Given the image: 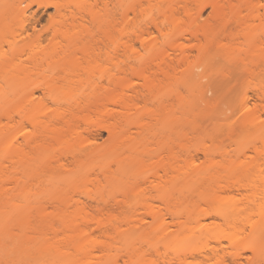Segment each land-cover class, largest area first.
I'll use <instances>...</instances> for the list:
<instances>
[{
  "label": "rangeland",
  "instance_id": "1",
  "mask_svg": "<svg viewBox=\"0 0 264 264\" xmlns=\"http://www.w3.org/2000/svg\"><path fill=\"white\" fill-rule=\"evenodd\" d=\"M6 1L21 8L25 15H20L19 19L9 15L7 16L8 25L5 23L0 26V136L2 137L0 139V186L6 188V191L0 194V211L16 212L17 217L33 207L34 216L44 223L46 222L44 216L50 218L54 216L47 215L43 211V206L51 209L56 205H68L71 210H74L84 205H104L105 203L102 202L106 200L111 204L115 200H123L125 202L124 216L127 215V219L126 222L121 223L120 231L117 230L119 234L114 233L116 234L114 240H109L102 235L103 231H93V235L99 241L94 253L99 257H95L92 264L94 262L97 264H169L171 261H173L172 264H187V261L191 264H249L248 258L253 256V251L246 250V248L244 251V247L255 244V241H252L255 234L257 233L259 237L260 232L264 229V170H261L264 169V159H262L264 156L257 155L253 150L255 146L253 141L257 138L260 141L255 144L260 151L264 150V112L259 113L260 118H257L254 123L256 128L252 129L250 126L254 125L247 123L252 117V108L255 103H264L257 95L261 94L260 91L264 89L263 11L260 12L261 17H256L246 7H228L231 2L237 4V1L234 0H216L226 6L218 11L211 8L212 0H189L187 3L193 10L188 12L182 9L180 11L170 9L164 11V9L156 8L161 5L163 0H136L140 12L137 11L135 14L132 11L133 5L136 4H133L135 0H122L119 9L116 10L119 11L117 16L120 17V13L127 16L125 21L122 18L119 19L122 23L118 22L119 25L117 29L115 28L114 33L117 38L121 36L125 41L130 40L134 49L129 50L126 55L122 51L118 53L112 52L110 49L102 51L103 53L108 51L111 55L118 56L120 60L136 67L139 66L140 60H147L151 56V51H154V56L161 54L166 60L171 61L170 80L160 74V65H157L158 68H155L156 65H152L153 69L158 70H152V72L158 74L159 80L156 91L153 92L154 101L152 104L149 103V108L156 109L159 108L158 106L172 105L170 107L173 108V116L166 118V123H158L156 119H151V123L145 130V137L148 139L147 145L151 151L167 157L170 153L169 148L172 147L184 158L187 156L191 158L192 155L196 163H192V158L178 163L183 165L186 171L182 181H178L177 173H173L166 182L164 181L166 178L157 181L156 189H147V186L139 178L140 175H144L145 172L156 166L157 158L145 157L144 161H132L130 148L119 154L109 152L85 159L81 172L74 177H68L67 168L71 167L72 155L77 154L87 145L86 140L89 141L87 137L98 144L109 142L110 135L106 130H99L98 135L96 134L94 137L95 133L91 136L87 129H91L90 132L93 133V127L91 128L90 125L87 127L88 124H82V122L77 125L78 129L75 131L77 135L74 134L75 132L73 133L72 142L64 143L61 147L62 151L65 150L64 155L59 151L63 155L62 162L65 167H61L54 161L53 156L55 155L53 154H59L54 150H58L60 145L55 141L53 132L48 140H43L41 136L42 140L39 145L34 146L33 149L24 144V139L32 133L34 134V128L22 119L21 114L29 111L31 105L37 106L35 114L41 116L40 120L47 121H44L45 125L46 123L51 124L49 117L43 115V112L47 107H50V110L48 109L46 112L53 116L58 105L52 102V99L47 98L46 89L40 87L43 82L41 73H55V68L59 64L50 60L49 63H44L46 68L50 66L49 69L34 71L31 75L29 74L30 77L26 78L24 75L13 72L11 61H8L10 64L7 63L6 58L16 54L15 65L32 67L31 58L33 56L51 50L50 41L55 37L52 26L60 19V15L56 8L49 5L47 7L40 6L33 0H25L23 3L21 0H0V6H3ZM167 1L174 2L173 5L178 3L185 5L186 2L185 0ZM59 2L63 5L62 12L66 15L78 9V0H59ZM21 21L27 24L26 31L20 29ZM203 28L206 37L201 31ZM97 30L99 32L95 29L97 33L94 32V34L98 36H92V34V37L106 38L105 32ZM193 30L201 31L203 36L200 32V37H194L191 33ZM152 45L155 47L150 50ZM255 46L260 48L256 47L260 54L256 50L259 55L257 56L259 63L255 60L256 67L260 66V69L257 70L258 67L256 69L258 72L256 71L257 73L255 72L253 75L246 72L250 68L243 66V62H245L243 59L245 57L244 60L254 61L247 58L246 54L250 51V47L255 49ZM245 50L248 52L243 53ZM104 60L101 58L99 64L91 63L89 65L91 70L87 76L88 82L81 84L76 82V84L60 88L61 85L58 88L55 86L54 96L62 100H71L76 95L80 97L83 92H88L90 84H107L108 77L112 74H119V72L116 66H113L111 62L105 63ZM248 63L245 64L248 65ZM124 67L129 68L128 65ZM244 68L245 71H243ZM227 74L233 77L229 76V79ZM134 80L140 84L144 83L142 80ZM229 83L232 87L230 85L228 87ZM224 84L227 86L226 89H224ZM223 89L229 90L226 93ZM180 95L184 97L186 103V137L183 151L175 142L176 121L180 116L178 110ZM247 95L250 98H247ZM206 104L209 109L204 108L207 107ZM52 113L53 115H51ZM199 113L203 114L200 117L205 115L204 119L197 118L196 114ZM133 115L131 118L136 117ZM93 118L94 122L91 121L92 123L99 121L97 120L98 116ZM148 121L150 120L148 119ZM190 123L192 126L189 127ZM163 125H166L165 130H162ZM240 125H247V127L243 128ZM131 128L134 132L141 131L134 124L131 125ZM141 142L143 141L139 140V143ZM21 151L30 155L23 157ZM60 154L57 156H61ZM209 155L213 159V163L214 161L224 163L208 165L207 156ZM238 157H241V161L250 163L243 167L249 172L245 171L244 174L237 177L215 176L212 182L216 183L207 182L208 185L218 183L221 186L228 185L229 187L223 186L222 188H226L224 192L223 189L220 190L221 187L219 188L218 184L217 187L214 185L216 189L214 187L213 189L217 190L218 194L220 192V195L208 200L209 202L202 200L199 195L208 191L205 182L206 173H214V170L207 172L203 170L216 169L218 172H215V175H217L222 173L226 167L231 168L232 165H228L231 163L229 161H235ZM225 163L227 164L225 165ZM174 164L177 165V162ZM192 164L196 166L189 168L191 166L188 165ZM260 164H262L261 167ZM112 171L115 173H110ZM96 175L99 176L100 184L97 183L96 186H93L89 179ZM88 180L89 182H87ZM204 183L207 188L203 185ZM240 186L247 190L241 189ZM180 192H183L188 197L187 199L198 200L199 206H183V204L177 203L174 198ZM159 196H172L170 198L171 201L173 200L172 209L175 206L182 209L183 216H179V218L172 216L166 208L167 202H163L167 197L161 200L157 198ZM249 199H253L257 206L253 203L244 208L248 205ZM233 201L241 206H235ZM145 202L152 204L153 210L146 204L144 207L149 209H145L142 206ZM207 213L211 215L207 217ZM220 215L224 217H220ZM91 226L94 227L97 224H91ZM108 240L112 244L110 248L114 247L113 249L109 248V251L108 244L105 243ZM258 241L256 248L262 258L264 256V239L260 237ZM128 248L130 251L127 250ZM132 249L136 251L133 252V256L129 254L131 258L128 253H131ZM110 250L115 255L113 258H118L116 261L112 258L110 262L105 258L106 253L109 254ZM237 250L238 253L242 251L244 257L234 259L236 262L230 256L237 254ZM140 251H145L144 257L139 255L142 254ZM229 252H232L231 255ZM223 253L226 254V258L222 262L217 258H220L218 256ZM120 254L122 255L120 256ZM59 259L58 255L45 256L31 264H53ZM263 259H261V264H264Z\"/></svg>",
  "mask_w": 264,
  "mask_h": 264
},
{
  "label": "bare ground",
  "instance_id": "2",
  "mask_svg": "<svg viewBox=\"0 0 264 264\" xmlns=\"http://www.w3.org/2000/svg\"><path fill=\"white\" fill-rule=\"evenodd\" d=\"M21 1L22 3L25 2V0H21ZM33 1L34 3H37L40 6L44 5L47 7L49 5V6L56 8L58 15H60V19L57 21L55 25L52 26V30L55 33V37L50 41L51 50L49 49L48 51L38 56L37 55L33 56L31 58L32 67H29L27 65H15L14 59H15L16 54L15 56L6 58L7 59L6 61L7 63H9L8 61H11L10 62L11 64L10 63L9 64L11 65L13 72L15 71L17 74L24 75L26 78L30 77L31 73L34 71L35 72L39 70L45 71L49 69L50 66L46 68L44 63H49L50 60L57 62L59 65L57 68H55L56 69L55 73H47V72L41 73L43 82L41 83L40 87H43L44 89H46V92H47L46 97L52 99V102L57 104L58 107L54 110V115L53 113L51 114L53 116L48 115V113L46 112L48 109L50 110V107H47L46 110L43 112V115L48 116L49 122H51V124L46 123V125L44 123L45 120H40L41 116H39L38 114H35V109H37L36 105H31L30 106L31 109L29 111H25L24 113L21 114L22 119L26 121L27 123H29L34 128V134L32 133L31 135L26 137L24 139V144L27 147L33 149L34 146L36 147L37 145H39L40 141L42 140V137H43V140L50 139L52 136L51 134L53 132L54 133L53 137L55 141L58 143V145H60V147H58V150H54V151H57V152L61 151L62 152L61 154L64 155L63 152H65V150L62 151L63 150L61 149L62 145H64V143L71 141V139L74 137V136L72 137V135L74 134L77 135L75 131L78 128L76 126L82 122V124L83 123L86 125L88 124L87 127H89V125L91 126V128L93 127V130H94L93 133L90 132L92 131L91 129L87 128L91 136H93L95 133L94 135L95 137L96 134L98 135V131L99 130L102 131L103 129L104 131L106 130L109 133L110 139H109V142H107L106 144H98L96 143V141L93 142V140L90 137L89 138L87 137V139H89V141L86 140L87 145L84 146L81 150H79L77 154L72 155L73 160L71 161V167L67 168L68 177H74L81 172L83 162L85 159L92 158L97 155H101V154L109 153V152H115L119 154V153L125 152L127 148H130L132 151L130 154V159L132 161H136V160L144 161L145 157H150V158L156 157L157 158L156 166L152 168L151 170H149L148 172H145L144 175H140L141 177L139 178L147 186L146 187L147 189H156L158 185L157 181L159 182V180H163L162 178H166L164 179V181L166 182L167 179L172 177L173 173H177L176 175L177 180L182 181L185 178L186 171L184 170L183 165H180L178 163L180 161H184V160L186 161L188 156L184 158L181 154H178V152L174 151V148L172 147L171 148L168 147L170 153L167 155V157L163 156L161 153L153 152L151 151V149H149V146L147 145L148 139L145 137V130L149 126V123H151V119L153 118L156 119V122L158 123H166L165 119L171 118V116H173V108L171 109L170 107L172 105L170 106L162 105V106H158L159 108H156V109L149 108V103L152 104L154 101L153 92L156 91V88L158 86V80H159V78L157 77L158 74H156V72H152V70L153 71L155 70L152 68V65H156L155 68H158L157 65H160V74H162L165 78H167V80H170L171 78L170 70L172 67L171 61L166 60V58L164 56H161V54L154 56V51H151L150 52L151 56H149L147 60H140L139 61L140 64H138L139 66L136 67L135 65L134 66L129 65L125 61L120 60L118 56L111 55L108 51H105L104 53L102 51L103 49H110L112 50V52L116 51V53H118L119 51H122L124 55H126L129 50L134 49V46L130 40L125 41L124 38L121 36H119V38H121L119 39L115 36V33H114V30L117 29V26L119 25V23H122L119 19L122 18L124 20L125 17L127 16L124 13H122V15L120 13V17L117 16L119 11H116V10H118L119 6L122 4V0H78V3H77L78 9L73 12L71 11L69 15H66L62 12L63 5L60 4L59 0H33ZM163 1L162 3H160L161 5L156 6L157 9L159 10L164 9V11L165 10L169 11L168 9L173 10V11L174 10L180 11L182 9L185 12L193 10L191 5L188 4L189 0H185L186 2L184 1L185 5L183 3H182L183 5L181 3H178L177 5H173L174 2L172 3L167 0H163ZM234 1H237V4H234L231 2V4L228 5V7L230 8L246 7L256 17H261V13H260L261 11H263L262 14L264 15V0H234ZM133 4H132L133 5L132 11L133 13L137 14V11L140 9L137 7L139 6V4L136 2V0L133 2ZM225 7L226 6L221 4L219 1H216V0L211 1V8L215 11H218ZM9 15H12L14 18L17 19L18 17H20V15L24 16L25 12L21 10V8L13 5V3L6 1L3 6H0V26L1 24L7 23V16ZM6 25H8V23ZM19 25L21 26L20 28L21 30L26 31L27 24L25 22L21 21ZM95 29L96 31H98L97 29H99L103 33L105 32L104 34L106 38L105 37L104 38L92 37L95 35L94 34ZM203 29L202 30L199 29L203 31L204 33L203 34L200 31L201 35L206 34L204 32L205 29L204 30ZM200 32L198 30L191 31L194 37H198V36L200 37L199 35ZM154 47L155 46L152 45L150 47V50L154 49ZM256 47L257 49H260L258 48L259 46H255V49H253L254 48V45H253L252 49L250 47L249 52L248 50H245V52H243V53L248 52L246 54V57L251 59V61L254 60L253 62H250V60L248 59H247L248 61L244 60L246 59L245 57L243 59V61L245 62L241 61L244 63L243 66L245 68L246 67L250 68V69L247 68L249 71H246V72L252 73V74L253 73L255 74V72L260 69V66H258L259 67L258 68L256 67V64H255V60H257L256 62H258L257 56L260 55ZM261 48H263V46H261ZM97 50L98 52L99 51L100 52L98 53ZM256 50L259 55H257ZM101 58L103 60L105 59L104 60L105 63L111 62L113 66H116V69L119 72V74L110 75L107 79V84H100V85L90 84L88 88V92H83L80 97L76 95V97L71 100H62L54 96L53 90L55 86H57L58 88V86L61 85L59 86L60 88L65 85L70 86V85L76 84V82L80 84L82 82H88L89 79L87 78V76L90 74V70H91V67L89 65L91 63L99 64V62L101 61ZM169 59L171 60L170 57ZM245 63H248V65H246ZM125 65H128L129 68L124 67ZM251 65H253V67H251ZM245 68L243 69V71H245ZM155 71H158V70H155ZM229 76H228L229 79L230 77H233V76H230V77ZM134 79L142 80L144 83L140 84V82H136V80ZM227 81L229 82V80ZM229 85L232 87L234 83H232V85L229 83L228 87H230ZM226 87L227 86L225 85L224 89H226ZM228 90L229 89H227L226 91L228 92ZM230 91L232 94L233 92L232 89ZM260 92L261 94L259 93L257 94L259 95L258 98L264 102V89H262ZM220 98L222 99V95ZM223 98L225 99V97ZM247 98H250V97L248 96ZM178 99H179V96H178ZM224 99L223 101H225ZM218 100L219 99L217 98V101ZM185 105L186 103L184 101V97L180 95V99L178 103V110H179L180 116L177 118V121H176V140L175 142L182 151L185 149V137H186V132H185L186 106ZM253 107L254 108H252V113H251L252 117L249 118L250 121H247V123L249 122L250 125L251 124L254 125V126H250L252 129L256 128V124L254 123L256 122L257 118H260L259 113L261 111L264 112V103H261V104L255 103ZM204 108L209 109L208 105L207 107H204ZM201 113L196 114L198 119L200 115L201 116L203 115ZM133 114L136 117L131 118ZM94 116L95 117L98 116L97 120L99 121L92 123L91 121L94 122L93 120ZM203 117H200V118H203ZM148 119L150 121H148ZM133 124L137 128H140L141 131L134 132L131 128V125ZM247 125L246 126L240 125V126L244 128V127H247ZM258 125L261 126V124H258ZM190 126H192L191 123L189 124V127ZM165 129H166V125L165 126L163 125L162 130H165ZM206 134L208 133L206 132ZM207 136H209V134ZM0 139H2L1 136H0ZM139 140L143 142L139 143ZM258 141H260L259 138H257V140L255 139L253 141L254 143L252 142L255 145L253 150L254 152H256L257 155L264 156V150L260 151L259 147L256 145L257 144L256 142ZM139 144H140V147H139ZM20 153H22L23 157H27L30 155L27 152L24 153V151H21ZM59 154L57 153V155ZM53 155H55L53 156L55 160L54 159L53 160L56 161L58 164H60L61 167H65L64 163L62 162L63 155L57 156L56 153H54ZM190 157L192 158V155ZM207 157L209 161V163L207 161L208 165L224 163V162L216 163V161H214L213 163V159L210 157V155ZM191 158H188V159H191ZM240 158L241 157H238L235 161L230 160L229 162L231 163L230 164L228 163V165H232V167L231 168L226 167L222 173H218L217 175H215L216 174L215 172H218L216 169L203 170L205 172L214 170V173L213 174L206 173L205 182L208 186V191L207 192L204 191L205 193L203 192L199 195V197L202 200L204 201L212 200L215 198V196L218 197L217 195H220V192L218 194L217 190L213 189V187L216 189L218 183L216 185L215 184L208 185L207 183V182L216 183V182H212L215 176L221 177L222 175H224L228 177H234V176L237 177V176H241V174H244L243 172L245 171L246 173L249 172V170L247 171L246 169H243V167L245 166V164H250V163L249 162L247 163L246 161L243 162L241 161ZM262 159L264 158L262 157ZM173 161L177 162V165L174 164L175 162L173 163ZM192 161H191L192 163L196 164L193 158H192ZM226 164L227 163H225V165ZM261 165L262 164H260V167ZM188 166H191L189 168H192V166H196V165L192 164ZM261 170H264V169L262 168ZM110 173H115V172L112 171ZM104 176H106V173H104ZM89 180L93 186H96L97 183L100 184V179L98 175L94 176V178H90ZM89 180L87 182H89ZM206 184L205 183L203 184L205 185V188H207ZM223 186L224 185L222 186L219 185L218 187L219 188L221 187L220 190L223 189V191L225 192L224 189L226 188H222ZM224 187H229V186L227 185ZM240 188H237V189H240ZM242 188L245 189V187L243 186ZM179 189H182V188H179ZM4 191H6L5 186H0V194H2ZM166 197L159 196L157 198L164 200V198ZM170 198H172V196L167 197V199L163 201L165 203L167 202V205L165 204L167 210L174 217L175 216H177L178 218L179 216L182 217L183 216L181 212L182 209L177 208V206H175V208L172 209L171 206H173V204L171 205V203L173 200L171 201ZM187 198L188 197L185 196L183 192H180L179 195L174 199H176L177 203L183 204V206H188V205L199 206L198 200H190ZM241 202L243 201L241 200ZM247 202H248V205L246 206L242 204L244 208L248 207L249 204L251 205L254 203L253 199L252 200L249 199ZM102 203H105V204L104 205L97 204V206L84 205V206H79L75 208L74 210H71L70 206L68 205H56V206H53L51 209L47 208L46 206H43L44 207L43 211L47 215L54 216L51 218L44 216V218H46V222L44 223L34 216L33 214L34 209H32L33 207L30 208V210H28L27 212H24L18 215L17 217H16V214H17L16 212L7 213L5 211H0V264H31V262H35L39 258H42L45 256H51V255H58L60 257V259L53 264H92L93 259L95 257H99L98 255L94 253V250L97 249L99 241H98V238L95 235H93V231L94 230H99L100 232L103 231L102 235H104L109 240H114L115 235L119 234L118 232L120 231L119 228H120L121 223L126 222L125 220L127 219L126 217L127 215L124 216L125 215L124 214L125 202L123 200H115L113 204L109 203L107 200ZM145 204L148 205V207L153 210L154 206L152 207V204L145 202L142 206L144 207ZM256 204L255 206H257ZM260 205L258 206L261 207L262 205L261 206ZM235 206H241V205L235 204ZM148 207H144V208L147 209ZM210 215L211 214L207 213V217ZM205 216H206V213H205ZM220 217H224V216L220 215ZM52 219H55L56 221H53ZM95 223L97 224V226H94V227L91 226V224H95ZM118 223H119V226H118ZM249 224L251 223L249 222ZM115 232L117 233L114 234ZM260 237L264 239V229H262V231L260 232L259 237L257 236V233L255 234V237L252 240V241H255V244H250V246L244 247V251H245V248L246 250L250 249L251 251H253V256L251 258L250 257L248 258V262L250 261L249 264H261V259L264 258V256H262L261 258V255H259L257 248H256ZM108 241H106L105 243L108 244L107 248L109 251V248L112 244L110 243V241L108 243ZM113 248L114 247L112 246V248L110 249H113ZM127 250H129V248ZM238 250H237V254L233 252V254L235 255H232V256H236L235 258L230 256L231 258H233V260L237 258H241L243 256V252L240 251L242 254L240 252L238 253ZM111 251L112 250H110V253ZM135 251L136 250L132 249L131 253H128V255L130 254L133 256L134 254L133 252ZM141 253L142 254H139V255L144 257L145 251ZM229 253H230L229 255H231L232 252H229ZM106 254L107 256L105 255V258L110 262L112 261V258L115 257L114 253H111L109 255L107 252ZM223 254H221V256L220 255L218 256L220 258H217V259H220V261L222 262L225 261V258H226L225 256L226 254L225 253ZM121 255L122 254H120V256ZM227 255H228V252H227ZM117 259H118L117 257L113 258V260L115 261ZM178 260L180 261V259ZM263 261L264 259L262 260V262ZM172 262L173 261L169 263L168 261L169 264H172ZM93 264H97V263L94 262ZM187 264H191V263L190 262L188 263L187 261Z\"/></svg>",
  "mask_w": 264,
  "mask_h": 264
}]
</instances>
